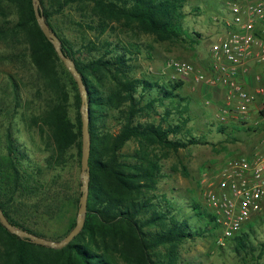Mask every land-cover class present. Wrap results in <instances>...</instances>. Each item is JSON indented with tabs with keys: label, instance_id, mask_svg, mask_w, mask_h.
Listing matches in <instances>:
<instances>
[{
	"label": "trees",
	"instance_id": "trees-1",
	"mask_svg": "<svg viewBox=\"0 0 264 264\" xmlns=\"http://www.w3.org/2000/svg\"><path fill=\"white\" fill-rule=\"evenodd\" d=\"M186 1L41 0L46 21L87 87L88 208L82 231L62 248L20 238L0 222V264H192L182 256L184 243L221 227L216 213L197 199L182 201L160 189L166 176L164 161L203 142L187 127V98L179 93L184 81L136 74L138 60L144 51L150 58L155 43L197 41L194 35L200 34L191 33L185 24ZM74 3L83 18L78 21L82 29L78 42L61 34L54 23L55 14ZM146 36L151 40H143ZM16 39L23 50L13 43ZM0 41L12 48L9 58L28 55L33 64L36 93L43 104L32 121L49 151L45 167H64L75 153L81 163V94L76 79L40 28L33 0H0ZM15 98L19 103L18 86ZM109 119L117 129L108 125ZM218 129L226 133L225 125ZM130 141L137 146L128 153L124 147ZM45 167L33 161L12 132L5 134L4 143L0 142V206L15 225L42 236L46 235L28 227L20 207H27V201L36 197L38 205L45 202L39 206L45 212L59 215L70 206L79 208L81 196V191L53 192L42 179ZM185 207L190 215L182 213ZM75 224L76 217L68 232ZM247 227L251 229L252 223ZM66 234L46 237L60 239ZM227 242L242 264H261L264 244H255L248 231L227 238L220 247L225 248Z\"/></svg>",
	"mask_w": 264,
	"mask_h": 264
},
{
	"label": "rangeland",
	"instance_id": "rangeland-1",
	"mask_svg": "<svg viewBox=\"0 0 264 264\" xmlns=\"http://www.w3.org/2000/svg\"><path fill=\"white\" fill-rule=\"evenodd\" d=\"M185 12V24L188 30L200 34V36L194 35L197 41L193 42L187 38L175 44L155 43L151 57L148 58L147 52L144 51L138 60L139 68L136 74L168 81L170 78L165 72V63L171 58L189 61L200 70L207 69L211 58L210 47L218 37L214 31L217 26L215 18L221 19L227 14L224 1L187 0ZM11 18L15 19L16 15L13 13ZM81 19L83 18L74 3L65 6L62 12H57L54 23L61 34L78 42L82 35V29L78 25ZM19 40L16 39L13 43L17 44L18 49L23 50L25 47ZM143 40L148 42L151 37H143ZM11 52L12 48L6 42L0 41V142L3 144L5 134L12 132L26 147L33 161L45 167V159L49 151L45 149L38 127L32 121V116L41 112L43 104L36 93L33 64L28 55L21 56L20 59L9 58ZM183 81L184 85L179 93L187 98L186 105L189 107L187 115L190 117L187 127L194 135L200 136L203 142L181 149L164 161L166 176L160 182V189L182 201L197 199L206 209L214 212L205 196L208 182L216 178L219 169L229 159L260 146L262 130L254 123H248L232 132L230 126L226 124L228 126L226 133L220 132L218 107L207 104L205 97L194 91L193 86L198 87V84L192 77ZM15 86H18L20 93L19 103L15 98ZM70 111L74 116L73 106ZM108 125L117 129L113 119L108 120ZM136 146L135 141H130L124 147V151L133 152ZM42 179L51 185L56 194L61 191L66 194L81 191V163L78 161V155L76 153L72 155L70 162L64 167L56 169L45 167ZM38 199L31 198L26 203L27 207L21 206L19 209L21 216L27 219L28 227L46 236L66 234L73 218L77 217L78 208L70 206L59 215H51L45 212L44 206L39 207L45 202H39L38 205ZM182 213L191 214L186 207ZM250 222L252 228L246 227L250 239L255 244H264V209L253 216ZM223 232V228L219 227L212 234L198 236L185 242L182 246V256L192 260V264H242L243 260L233 252L231 244L227 242L225 248L220 247ZM259 251L257 249L256 252ZM249 264L256 263L249 262ZM261 264H264V254Z\"/></svg>",
	"mask_w": 264,
	"mask_h": 264
},
{
	"label": "built area",
	"instance_id": "built-area-1",
	"mask_svg": "<svg viewBox=\"0 0 264 264\" xmlns=\"http://www.w3.org/2000/svg\"><path fill=\"white\" fill-rule=\"evenodd\" d=\"M227 14L215 18L218 37L210 47L206 70L193 63L168 59L165 72L173 81L193 76L223 90L219 122H248L252 105L264 110V0H223ZM253 74V82L248 78ZM252 155L229 159L205 191L223 228L221 244L246 230L264 209V141Z\"/></svg>",
	"mask_w": 264,
	"mask_h": 264
},
{
	"label": "water",
	"instance_id": "water-1",
	"mask_svg": "<svg viewBox=\"0 0 264 264\" xmlns=\"http://www.w3.org/2000/svg\"><path fill=\"white\" fill-rule=\"evenodd\" d=\"M33 7L38 24L46 37L53 43L54 48L64 62L65 66L74 76L77 81L78 88L81 94V114H82V158H81V196L79 200V208L77 211L76 224L75 226L66 234V236L60 240L48 238L26 230L24 228L18 227L12 221H10L5 215L3 209L0 206V222L13 234L19 236L20 238L27 239L36 244L49 246L52 248H62L70 243L83 229L85 225V218L88 208V196L90 190V166L89 157L91 149V137H90V110L88 102V92L87 87L84 83L83 77L76 67L74 60L67 55L61 46V42L57 34L50 27L46 21L41 0H33Z\"/></svg>",
	"mask_w": 264,
	"mask_h": 264
},
{
	"label": "crops",
	"instance_id": "crops-1",
	"mask_svg": "<svg viewBox=\"0 0 264 264\" xmlns=\"http://www.w3.org/2000/svg\"><path fill=\"white\" fill-rule=\"evenodd\" d=\"M207 67H208V65H207ZM191 77H192V79H194L193 76H191ZM189 78H187V80ZM248 79L253 82V80H254L253 74ZM194 81L196 84H198V87L193 86L194 91L196 93H198V95H202L203 98L205 97V99H206L205 101L207 104L214 106V107H218L217 109H219V113H220L221 109H222V105H223V100H222L223 90L221 88L212 87L204 81H196L195 79H194ZM260 108H261L260 101H257L252 105L247 123L237 122V121H233L231 119H229V121L225 124L221 123V125H225V126H226V124H228L230 126V128L232 129V132H234L233 130H237V127L242 128V126H245L248 123H254L255 125H257L262 130L261 131V140L262 141H260V146L255 147L256 149L255 148L251 149L249 152H247L243 155H252L254 152H256L257 150L260 149L259 147L263 146L262 143L264 141V115L261 114L262 110ZM226 129H228V126H226ZM228 134L229 133H227V135Z\"/></svg>",
	"mask_w": 264,
	"mask_h": 264
}]
</instances>
